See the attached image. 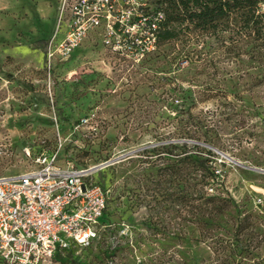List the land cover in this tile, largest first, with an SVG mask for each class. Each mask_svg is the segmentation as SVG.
I'll list each match as a JSON object with an SVG mask.
<instances>
[{"label": "rangeland", "instance_id": "rangeland-1", "mask_svg": "<svg viewBox=\"0 0 264 264\" xmlns=\"http://www.w3.org/2000/svg\"><path fill=\"white\" fill-rule=\"evenodd\" d=\"M137 1L144 14L156 0ZM67 17L62 0H0V177L57 152L107 191L98 238L51 264H264V61L211 66L205 48L177 62L176 43L132 61L94 31L49 65ZM194 154L220 173L202 193L235 206L216 226L195 196Z\"/></svg>", "mask_w": 264, "mask_h": 264}, {"label": "built area", "instance_id": "built-area-1", "mask_svg": "<svg viewBox=\"0 0 264 264\" xmlns=\"http://www.w3.org/2000/svg\"><path fill=\"white\" fill-rule=\"evenodd\" d=\"M66 3L63 36L54 41L53 35L45 46L49 65L65 59L94 31L111 53L132 61L155 48L156 18L147 27L137 0H62ZM90 174L60 166L57 152H42L29 170L0 177V259L51 264L57 252L85 248L97 239L107 191Z\"/></svg>", "mask_w": 264, "mask_h": 264}, {"label": "trees", "instance_id": "trees-1", "mask_svg": "<svg viewBox=\"0 0 264 264\" xmlns=\"http://www.w3.org/2000/svg\"><path fill=\"white\" fill-rule=\"evenodd\" d=\"M142 15L147 27L156 18L153 31L155 48L170 43L180 45L175 56L177 62H191L205 48L206 64L211 66L224 60L232 63L240 60L242 63L244 55H249L247 63L262 64L264 61V0H156L152 11ZM258 69L262 68L258 66ZM191 134L198 138L203 136V143L214 145L212 139H206V130L201 127L194 126ZM188 159L195 169V196L202 194L198 198L203 200L201 204L209 210L210 216V221L206 222L216 226L214 219L234 203L221 195L202 193L204 187L212 184L220 173L206 166L208 159L200 154ZM247 227L238 222L234 231L239 233ZM230 244L238 246L233 242ZM62 256V252H57L55 261H61Z\"/></svg>", "mask_w": 264, "mask_h": 264}, {"label": "water", "instance_id": "water-1", "mask_svg": "<svg viewBox=\"0 0 264 264\" xmlns=\"http://www.w3.org/2000/svg\"><path fill=\"white\" fill-rule=\"evenodd\" d=\"M107 164V163H106Z\"/></svg>", "mask_w": 264, "mask_h": 264}]
</instances>
